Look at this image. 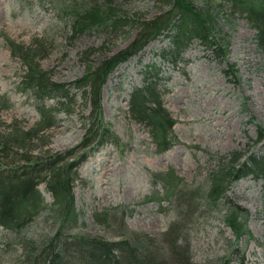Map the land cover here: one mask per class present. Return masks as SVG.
Masks as SVG:
<instances>
[{
    "label": "rangeland",
    "instance_id": "1",
    "mask_svg": "<svg viewBox=\"0 0 264 264\" xmlns=\"http://www.w3.org/2000/svg\"><path fill=\"white\" fill-rule=\"evenodd\" d=\"M191 2L198 12L213 18V35L225 58L216 54V45L200 39L192 40L178 60L164 56L174 50L172 32L119 64L101 93L103 120L119 142L101 146L77 169L72 181L77 223L61 224L64 215L42 183L39 209L28 210L16 229L0 224V264H19L27 242H45L60 225L63 235L88 232L113 239L123 232L124 222L130 230L151 235L178 223L197 263L230 254L231 264H264V179L250 175L231 181L217 204L208 201L212 176L222 164L220 156L238 151L245 162L250 155L264 153V138L259 141L264 133V52L257 45V29L232 2ZM173 3L0 0V98L7 101L2 106L5 102L0 99V140L28 133L6 156L3 177L13 179L35 170L25 157L41 162L79 147L92 105L76 81L90 65L130 46L141 23L168 10L173 15ZM93 7L111 8L114 18L127 19V24L74 32L76 13ZM8 40L31 51L52 81L69 87L72 100L50 87L27 88L26 66L11 53ZM230 65L233 75L226 73ZM148 84L162 91L165 106L177 121L173 128L177 142L164 152L157 150L147 126L130 115L132 93ZM42 106L54 111L55 126L50 129L38 128ZM106 166L110 174L102 175ZM170 170L180 182L171 194L166 180L158 176ZM233 204L243 211L249 229L239 239L224 222Z\"/></svg>",
    "mask_w": 264,
    "mask_h": 264
},
{
    "label": "trees",
    "instance_id": "2",
    "mask_svg": "<svg viewBox=\"0 0 264 264\" xmlns=\"http://www.w3.org/2000/svg\"><path fill=\"white\" fill-rule=\"evenodd\" d=\"M229 1L235 5V9L245 14L253 27L257 29V45L264 52V0ZM173 6L175 11L173 15L170 14L173 10H168L163 15L141 23L138 37L130 46L103 59L97 66L90 65L88 71L76 81V88L83 90L86 101L92 105L91 114L86 119L85 134L78 148L50 156L41 162L25 157L35 170H26L24 176L12 179L2 176L5 172V158L13 145L18 146V142H24L27 139L28 133L0 140V224L2 226L16 229L17 225L22 223L26 213L28 214V210L39 209L43 202L39 190L42 183L46 184L60 212L64 215L61 224L64 225L68 221L77 223L78 215L75 211L72 190V181L77 169L92 152L101 146L109 142L115 144L119 142V138L103 120L101 104L103 85L119 64L138 54L151 41L172 32H174L172 35L174 50L165 51L164 56L172 55L175 60H178L192 40L200 39L207 44L216 45V54L225 58L224 48L213 35V18L198 12L191 0H174ZM113 13L111 8L102 7L78 11L74 19V32L101 27L117 29L127 24V19H115L116 15L114 16ZM179 16L182 18L180 19ZM8 41L11 53L22 58L26 66L27 88L40 90L46 86L59 92L61 98H71L69 87L64 83L52 81L50 73L40 68V64L35 60L36 56L31 51H26V47L22 44ZM226 73L233 75L234 66L230 65ZM40 98L42 99L43 96ZM0 99L5 102L2 106H6V98ZM60 104L64 105V102ZM2 106L0 105V111ZM38 111L41 114L39 129H50L55 126L52 109L42 106L38 107ZM130 115L147 126L159 152L168 150L173 142H177V137L173 135V128L177 121L165 106L163 93L156 85L148 84L132 93ZM263 138L264 133L261 132L259 141ZM243 156L235 151L229 156L219 157L222 164L220 170L212 176L208 192L209 202L217 204L231 181L250 175L256 179H264V153L250 155L249 160L245 162ZM37 165L45 167L39 169ZM41 173L43 175H40ZM163 174L160 173L158 176L166 180L171 187V194L180 182L176 181L175 170L165 173L168 174L167 178ZM243 216L244 213L240 207L233 204L224 220L238 239L243 233H249L246 220L242 219ZM181 228V225L174 223L164 233L151 235L130 230L124 222L121 235L108 239L88 232L63 235L60 225L45 242H27L23 259L19 264H231L230 254L205 263L195 262L190 252L189 241H183L180 236Z\"/></svg>",
    "mask_w": 264,
    "mask_h": 264
},
{
    "label": "bare ground",
    "instance_id": "3",
    "mask_svg": "<svg viewBox=\"0 0 264 264\" xmlns=\"http://www.w3.org/2000/svg\"><path fill=\"white\" fill-rule=\"evenodd\" d=\"M2 5H3V4H2ZM0 16H3V11H2V9H0ZM105 169H107V166L105 167ZM108 170H110V168L107 169V172H103L102 175H108V174H110V172H108Z\"/></svg>",
    "mask_w": 264,
    "mask_h": 264
}]
</instances>
